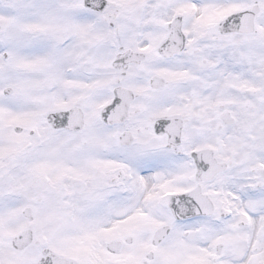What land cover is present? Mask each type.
Wrapping results in <instances>:
<instances>
[{
	"label": "snow or ice",
	"instance_id": "obj_1",
	"mask_svg": "<svg viewBox=\"0 0 264 264\" xmlns=\"http://www.w3.org/2000/svg\"><path fill=\"white\" fill-rule=\"evenodd\" d=\"M0 264H264V0H0Z\"/></svg>",
	"mask_w": 264,
	"mask_h": 264
}]
</instances>
